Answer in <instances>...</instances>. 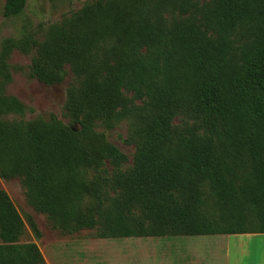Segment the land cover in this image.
<instances>
[{"label": "trees", "instance_id": "1", "mask_svg": "<svg viewBox=\"0 0 264 264\" xmlns=\"http://www.w3.org/2000/svg\"><path fill=\"white\" fill-rule=\"evenodd\" d=\"M26 4L5 0L3 16ZM41 27L3 40L0 77L14 49L34 50L40 83L67 68L68 123L4 120L29 109L0 83V178L18 179L53 229L264 235V0H93ZM121 123L129 166L104 134ZM23 228L0 191V264H45L35 244H17Z\"/></svg>", "mask_w": 264, "mask_h": 264}, {"label": "rangeland", "instance_id": "2", "mask_svg": "<svg viewBox=\"0 0 264 264\" xmlns=\"http://www.w3.org/2000/svg\"><path fill=\"white\" fill-rule=\"evenodd\" d=\"M91 1L93 0H27L26 8L21 16L6 18L3 16L5 0H0V54L3 40L20 38L25 26L35 31L37 26L45 29L48 24L59 22L64 16L77 11L83 4ZM39 36L40 34L37 37ZM33 55L34 50L29 55H25L14 49L4 61L7 66L5 73L8 75L6 80L4 76L0 77L4 95L14 98L29 111L22 117L10 115L3 119L31 121L38 118L48 119L50 115H53L61 123L67 124L65 104L72 76L66 68V74L61 82L54 85L40 83L31 78L29 74ZM104 134L106 141L125 155L129 166L134 149L122 143V139L127 134L125 124L121 123ZM105 169L109 172L111 168L105 166ZM0 191L8 196L24 223L17 244H35L45 264H128V244L125 245L128 243L127 239H99L95 229H83L71 234L53 229L44 215L28 205L18 179L3 180L0 178ZM30 220L40 234L39 239H35L34 233L28 226ZM177 239H179L178 242L184 241L181 237ZM188 239L199 240L198 238ZM226 242L229 245V257L240 259L239 264H264V235L231 236ZM201 251L206 250L203 248Z\"/></svg>", "mask_w": 264, "mask_h": 264}, {"label": "crops", "instance_id": "3", "mask_svg": "<svg viewBox=\"0 0 264 264\" xmlns=\"http://www.w3.org/2000/svg\"><path fill=\"white\" fill-rule=\"evenodd\" d=\"M230 237L181 236L184 239L181 242H178V237L129 238L125 244H128V264H239L240 259L229 257L226 241ZM203 248L209 252L201 251Z\"/></svg>", "mask_w": 264, "mask_h": 264}]
</instances>
